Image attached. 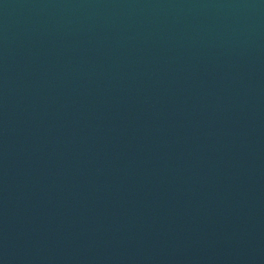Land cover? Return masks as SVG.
Returning a JSON list of instances; mask_svg holds the SVG:
<instances>
[{
  "label": "water",
  "instance_id": "obj_1",
  "mask_svg": "<svg viewBox=\"0 0 264 264\" xmlns=\"http://www.w3.org/2000/svg\"><path fill=\"white\" fill-rule=\"evenodd\" d=\"M0 264H264V0H0Z\"/></svg>",
  "mask_w": 264,
  "mask_h": 264
}]
</instances>
